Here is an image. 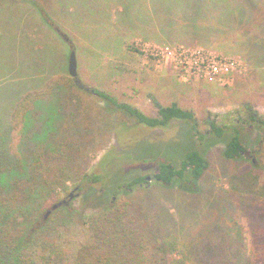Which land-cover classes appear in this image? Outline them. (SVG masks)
<instances>
[{
	"label": "trees",
	"instance_id": "obj_1",
	"mask_svg": "<svg viewBox=\"0 0 264 264\" xmlns=\"http://www.w3.org/2000/svg\"><path fill=\"white\" fill-rule=\"evenodd\" d=\"M47 1H43L45 6H48ZM49 1L48 11H45V6H40L37 0H0V87L3 94L8 92L3 103L0 102V264H264V223L253 224L251 232L256 239L248 245L242 236L241 225L229 216L237 205L245 210L244 213L252 211L255 204L248 201L253 183L249 182L251 176L233 173L231 184L226 188L211 187L204 177L209 168L204 153L208 148L206 137L215 136L212 144L223 143L224 159L246 161L249 156L245 154L248 152L246 147L252 142L251 138L259 144L264 142V136L260 135L259 140L258 135L253 137L254 129L264 130V114L243 102L231 111L233 117L222 121L220 115L208 113L203 119L207 128L200 131L194 112L177 102L162 105L152 99L156 115L150 116L106 91L89 88L87 94L95 99V105L83 106L80 99L72 104L75 89L85 94L86 90L79 89L66 70L71 46L62 29L57 25L54 27L52 22L61 23L72 32L76 29V21L81 23L79 27L83 28V33H89L96 41L95 52L115 50L118 45L128 48L126 29L132 30L130 26L137 25L131 23L118 28L119 17L126 13L122 10L123 5L117 6L118 0H84L85 6H102L104 2L103 10L108 19L106 15H100L94 21L87 15V10L80 15L73 14L71 0ZM227 1L210 0L202 5L195 1L194 6H190L187 0H124L132 7L131 15L150 16L152 25H157V31L165 38L191 37L186 24L193 23L197 27L200 21L218 19L206 17L207 9L214 8L210 7L211 3L221 7L218 15L224 25L218 37L224 42L231 36L232 29L243 27H240L242 21H255L256 27L264 30V22L254 18L264 9V0H244L246 4L238 16L237 13L233 15L234 8ZM233 1L236 4L241 0ZM113 6L115 11L111 12ZM161 9L169 10L168 16L157 17L156 10ZM8 17L14 18L16 28L9 35L17 51L9 61L3 55L10 44L6 40L11 39L9 36L3 38L7 34ZM91 23L99 24L93 28ZM167 26H174L172 35ZM44 27L54 31L68 49L62 70L64 76L49 78L52 70L43 71L40 77L36 73L23 74L28 61L24 60L22 52L32 56L42 49L44 43L39 42L37 30L40 32ZM108 31L112 35H108ZM243 34L241 44L252 45L253 34L247 30ZM102 41L105 46H101ZM54 102L58 117L73 110L69 116L78 121L74 131L62 130L59 125L53 127V120L46 119L44 108ZM173 120L189 123L193 141L177 162L166 155V158L159 157L158 153L153 160L156 167L153 176L127 172L126 178L120 176L115 183L106 179L112 175L109 170H114L119 162V157L115 156L108 166L102 165L103 159L113 154L110 144L114 138L110 130L124 124L165 127ZM248 127L251 129L245 131ZM101 138H107L110 146L98 162L103 169L97 174L90 170L88 153L90 144ZM144 156L143 161H149V157ZM250 163L256 167L254 160ZM148 179L152 180L150 185H146ZM70 182L75 185L74 190L81 191L82 204L78 202L76 207L68 208L63 202L51 209L60 201V195L65 193ZM94 183H100L103 189L95 187ZM208 187L213 198L206 195ZM242 187L244 189L240 190ZM150 188L159 194L152 202L153 209L143 200ZM118 189L130 194L136 192L140 199L119 196ZM175 191L196 193L199 196L196 208L190 213L188 209L180 208L170 198L171 192ZM167 202L172 203L175 212L170 211ZM85 208L99 209L86 213ZM47 210H50L48 214ZM77 211L82 213L81 217L76 215ZM216 213L221 215L220 220ZM209 216L216 217L218 223L213 218L206 222ZM64 237H71V240L66 241Z\"/></svg>",
	"mask_w": 264,
	"mask_h": 264
},
{
	"label": "rangeland",
	"instance_id": "obj_2",
	"mask_svg": "<svg viewBox=\"0 0 264 264\" xmlns=\"http://www.w3.org/2000/svg\"><path fill=\"white\" fill-rule=\"evenodd\" d=\"M43 1L45 0H37L40 6H45ZM71 1H73L74 5V9L72 8L73 14L80 15L82 11L87 10L86 12L89 11L87 15H90L92 21L99 19L100 15H106V19H108L107 13L103 10L104 2L101 3L102 6L92 4L91 6H85L83 5L84 0ZM187 1L190 6H194L195 1H197L198 5H202V2L210 0ZM227 2L232 4L234 8L233 15L237 13V16L243 10V4H246L244 0L236 4L233 0H228ZM46 3L48 6L42 7L45 11H48L50 1L48 0ZM119 5H123L122 10L126 13L119 17L118 28L122 25L129 26L131 23L137 25L130 26L132 30L126 29L129 35L126 46H129V50L127 47L122 48L118 45L115 50L108 49L103 52H95L96 41L93 38L91 39L89 33H83V28L79 27L81 23L76 21V29H73L75 34L68 27L61 25V23L52 22L54 27L57 25L58 29H62L65 37H67V42L71 46L70 50L75 53L77 79L84 88H88V90L89 88H97L106 91L119 101L130 103L150 116L156 115V108L152 99H156L162 105L177 102L181 107L194 112L199 123L198 130L200 131H205L207 128L203 123V119L208 117V113L220 115L219 119L222 121L226 117H233L232 114L230 115L231 111L243 102L250 104L254 109L264 114V30L260 31L256 27L255 21H242L240 27H243L232 29L231 36L224 42L222 38L218 37L221 34L222 25H224V21L218 15L221 7L218 3H211L210 7L214 8L207 9L206 17L216 16L218 19L209 20L208 22L200 21L197 27L193 23L186 24V30L190 31L191 37L174 39L171 36H167L168 38H165L166 36L157 31L158 26L152 25L150 16L142 17L144 15H140V13L131 15L130 13H133L132 7L124 0H118L117 6ZM110 10L114 12V6ZM168 12L169 10L165 9L156 10V13H158L156 16L161 17L162 14L168 16ZM258 13L261 14L258 17L255 14L254 18L264 22V9H261ZM7 20L9 21L8 28L5 30L7 34L3 38L9 36L11 39L6 40L10 44L8 49L5 48L6 53L3 55L9 61V59L17 55L13 39L9 35L16 27L14 18L8 17ZM152 20H155V18H152ZM162 23L165 25L167 21L165 20ZM98 24L91 23L90 26L96 28ZM34 26L35 24L32 25V28ZM167 29L172 35L171 32L175 28L174 26H167ZM244 30L253 34L251 36L252 45L241 44L245 37L243 34ZM88 32L90 31L88 30ZM122 33H125V30ZM107 34L110 35L111 33L108 31ZM37 38L44 45L42 49H39L32 56L27 55L29 53L26 54V51L22 52L24 60L28 61L27 70H24L23 74L26 76L27 74L36 73L37 77H40L43 71L52 70L49 78L64 76L65 74L62 70L66 64L65 56L68 52L66 45L63 42L61 43L54 31L45 27L40 32L37 30ZM98 40L101 41L102 39L99 38ZM101 46H105L104 41H102ZM78 88L85 90L84 88ZM88 90L85 91V94L75 89L73 93L76 95L71 97L72 104H74V101L76 103L77 99H80L83 106L90 107L95 105V99L87 94ZM7 94L8 92L3 94L0 87L1 103H3L2 100L6 99ZM59 103L62 105V99L59 100ZM56 107V102H54L47 109L44 108L43 114L46 119L53 120V127L57 128L60 126L62 130L69 129L74 131L78 121L72 120L69 116L73 110H68L65 116L60 115L58 117ZM76 112L79 114L77 110ZM74 114H76L75 111ZM79 116L81 115L79 114ZM93 116L95 117V115ZM175 121L180 120L170 121L172 123L167 124L165 127L152 128L143 127L142 125L127 126L124 124L114 128L113 131L110 130L111 132L109 131V133L114 138L111 144L107 138H101L90 144L91 150L88 153V159L91 164L90 170L101 174L103 167L98 165V162L108 153L109 149L108 151L106 149L111 145L114 155L105 157L102 165L108 166L115 156L119 157V162L114 168V170L118 168L116 173L113 169L109 170L112 171V175L106 178L109 182H117L120 176L122 179L123 177L126 178L127 172L134 175L153 176L156 171V167L153 165L156 154L159 153V157H165L166 155L173 162H177L183 152L193 145L188 129L189 123L184 120ZM107 128L110 129V126L108 125ZM250 129L251 127H248L245 131ZM16 134L14 132V136ZM256 135H258L259 140L260 135L264 136V130L254 129L253 137H256ZM214 139L215 136L206 137V147L208 148H205L204 152L209 162V168L204 177L207 178L211 187H228L232 180L230 175L239 172L247 173L246 177L251 176L249 182L253 181L250 186L251 191L248 194L251 197L248 201L255 204L252 207V211L244 213L245 210L237 205V207H233L235 212H231L229 215L241 225L242 236L248 245H251L256 239L255 234L251 232L253 224L264 223V142L261 141L259 144L251 138L252 142L248 143V147H246L247 154H249L246 157L247 160L238 162L224 159L222 157L223 143L212 144ZM143 156H148L149 161H143ZM251 160H254L256 167L251 165ZM151 182L152 180L148 179L146 185H150ZM249 182L245 183L246 188L249 186ZM93 185L103 189L100 183H94ZM74 186L71 182L68 183L67 190L59 198L60 201L64 200L68 208L76 207L75 205L78 202L82 204L80 200L81 191L74 190ZM239 189L242 190L244 188ZM118 191V195L124 198L140 199L138 193V198L136 197V192L130 194V192L122 191V189H118ZM69 193H72L70 198L68 197ZM212 194L210 187H208L206 191L207 197L213 198ZM171 195H169L170 198L180 208L188 209L189 213L198 205L199 196L196 193L192 194V191L191 194L175 191L174 193L171 192ZM158 198V192L154 188H150L145 193L143 200L147 201L153 209L155 206L152 202ZM166 205L171 212L176 211L171 202H167ZM98 209L85 208V212L92 213ZM77 212L76 215L81 217L82 213L80 211ZM254 215L257 216L254 217ZM216 217L219 220L222 218L217 213ZM216 217L209 216L205 221L207 222L208 219L213 218L217 224L218 220ZM65 240L69 241L71 237L65 238Z\"/></svg>",
	"mask_w": 264,
	"mask_h": 264
},
{
	"label": "water",
	"instance_id": "obj_3",
	"mask_svg": "<svg viewBox=\"0 0 264 264\" xmlns=\"http://www.w3.org/2000/svg\"><path fill=\"white\" fill-rule=\"evenodd\" d=\"M68 72H69V75L71 77L74 78V83L80 87V88H84L83 85L80 83V81L77 79V71H76V57H75V53L74 51H70L69 53V58H68ZM85 90H88V88H84ZM248 152H245V154H247ZM148 178V177H147ZM72 196V193H69L68 194V197L70 198ZM64 200H61L55 204H53L51 206V209H54L56 206L60 205L61 203H63ZM50 210H47L46 211V214L49 213Z\"/></svg>",
	"mask_w": 264,
	"mask_h": 264
}]
</instances>
